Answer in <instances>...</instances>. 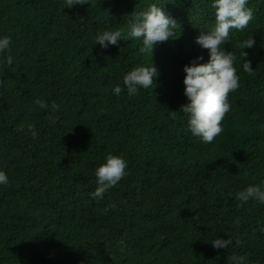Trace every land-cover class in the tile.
<instances>
[{"label":"trees","instance_id":"trees-1","mask_svg":"<svg viewBox=\"0 0 264 264\" xmlns=\"http://www.w3.org/2000/svg\"><path fill=\"white\" fill-rule=\"evenodd\" d=\"M81 2L0 0V36L13 56L7 65L0 53V168L9 176L0 264H229L233 254L264 264V205L235 199L264 180V0H248L252 19L225 44L239 87L212 143L191 134L180 109L183 66L209 56L195 37L215 25L212 0ZM157 2L175 19V37L152 54L139 52V38L94 44L97 32L126 33ZM252 37L244 57L239 42ZM151 63L152 87L112 92L132 67ZM37 98L59 108L41 109ZM109 153L124 157L127 174L96 200L95 169ZM219 237L232 243L214 247Z\"/></svg>","mask_w":264,"mask_h":264},{"label":"clouds","instance_id":"clouds-1","mask_svg":"<svg viewBox=\"0 0 264 264\" xmlns=\"http://www.w3.org/2000/svg\"><path fill=\"white\" fill-rule=\"evenodd\" d=\"M88 0H84V3ZM74 4H83L81 0H65V6L71 8ZM248 0H212V8L215 10V25L210 31H202L195 37L196 43L209 50L208 59L204 62L203 56L193 57L190 63L183 66L185 76L183 79L184 94L187 103L181 105L180 109L187 116V126L194 137L203 143H212L223 131L222 123L224 116L231 110L228 94L239 87V76L234 66L236 56L231 50L225 48L227 42H231V30H243L252 19V10L247 7ZM176 21L161 7V2L150 4L145 10L136 13L129 21L128 31L125 33L119 28L115 30H103L97 32L94 44L99 43L102 48L118 44L119 39L139 38L142 43L139 47L140 53L151 52L158 42L174 38L173 29ZM254 38L239 42L243 49L244 57L248 55L246 48L252 47ZM224 46L223 48L221 46ZM0 53H7L4 61L12 65L13 56L10 53V38L0 36ZM243 70L253 72L250 62L245 60ZM158 75L157 67L151 63L132 67L123 77V88L116 84L112 92L119 96L123 90L129 96L136 95L140 89H148L155 83ZM41 109L50 108L56 111L59 108L55 102L49 104L44 99L37 98L34 101ZM19 130L23 131L21 125ZM27 132L33 137L38 136L34 125H27ZM127 161L122 155L109 153L104 162L95 169L96 187L89 195L96 200L104 197L105 192L116 186L127 173L125 171ZM9 183L8 173L0 168V185ZM235 199L240 202L254 200L264 205V180L245 186L235 193ZM260 232H264V225H258ZM214 247L227 248L232 243V238L219 237L210 240ZM239 243V238L236 239ZM122 246H123V242ZM229 264H246V256L233 254Z\"/></svg>","mask_w":264,"mask_h":264}]
</instances>
